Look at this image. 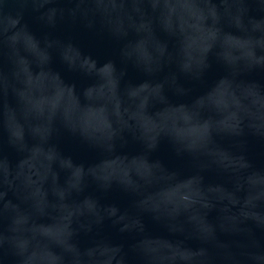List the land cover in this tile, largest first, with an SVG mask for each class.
<instances>
[{
	"label": "water",
	"instance_id": "95a60500",
	"mask_svg": "<svg viewBox=\"0 0 264 264\" xmlns=\"http://www.w3.org/2000/svg\"><path fill=\"white\" fill-rule=\"evenodd\" d=\"M0 264H264V0H0Z\"/></svg>",
	"mask_w": 264,
	"mask_h": 264
}]
</instances>
